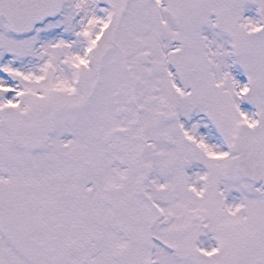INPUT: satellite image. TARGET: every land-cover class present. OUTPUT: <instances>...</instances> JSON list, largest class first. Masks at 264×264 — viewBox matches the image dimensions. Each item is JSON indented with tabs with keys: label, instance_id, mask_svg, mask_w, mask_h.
<instances>
[{
	"label": "snow or ice",
	"instance_id": "snow-or-ice-1",
	"mask_svg": "<svg viewBox=\"0 0 264 264\" xmlns=\"http://www.w3.org/2000/svg\"><path fill=\"white\" fill-rule=\"evenodd\" d=\"M0 264H264V0H0Z\"/></svg>",
	"mask_w": 264,
	"mask_h": 264
}]
</instances>
